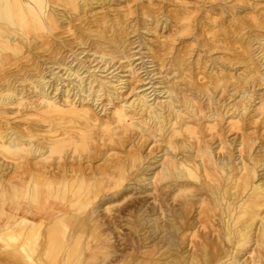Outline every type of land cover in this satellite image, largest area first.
<instances>
[{
	"label": "bare ground",
	"instance_id": "6f19581e",
	"mask_svg": "<svg viewBox=\"0 0 264 264\" xmlns=\"http://www.w3.org/2000/svg\"><path fill=\"white\" fill-rule=\"evenodd\" d=\"M113 1L0 0V155L14 160L8 168L16 172L7 179V169L0 164V214L4 215L0 251L12 264H143L140 251L149 246L151 236L161 237L172 248L175 239L187 243L184 233L189 231L190 244L202 254L185 260L264 264V6L220 2L218 11H209L214 17L203 14L200 20L194 18L193 9L177 10L171 42L161 40L151 47L141 31L150 30L147 20L154 17L150 8L142 10V21L139 12L132 28L140 40L133 41L125 25L132 10L122 9V17L116 19L117 14L110 15L114 10L108 9ZM99 7L101 11L93 12ZM162 18L153 21L156 29L168 27L167 17ZM63 27L68 35L57 31ZM182 35H188L189 44L173 51L175 40L184 44ZM136 42L143 46L139 52L129 47ZM195 46L200 53L190 60L187 56ZM138 53H142L139 60L151 58L143 65L154 63L149 82L160 74L161 88L154 82L151 91H138L146 84L128 87L127 80L140 76L142 66L134 64ZM127 67L128 79L114 73ZM124 88L133 99L127 98ZM102 98L108 103H100ZM108 104L112 110L104 117L100 112ZM18 113L25 120L39 116L42 124L48 123L44 133L50 135L43 136L42 130L39 134L40 121L21 125L8 117ZM203 118L208 131L224 121L235 132L215 147V142L203 141L199 129ZM129 130L166 144L146 161L135 148L128 164L122 157L108 169L69 164L68 157H83V153L87 161L94 153L97 158L100 145H121ZM113 150L100 153L101 159L109 161ZM138 166L142 172L132 174ZM149 183L171 186L182 200L170 208L166 221L156 216L154 208H145L149 204L140 201L135 209L131 206L134 217H127L124 224L129 233L139 236V244L129 252L127 245L114 243L106 233L123 225L121 217L108 222L100 211L112 216L128 193ZM8 199L14 202L11 211L5 208ZM54 200H65L66 205L57 209ZM196 203L202 208L192 221L189 212ZM210 223L213 242L210 238L196 241V232L206 233ZM249 251L251 258L243 259Z\"/></svg>",
	"mask_w": 264,
	"mask_h": 264
},
{
	"label": "rangeland",
	"instance_id": "374dc122",
	"mask_svg": "<svg viewBox=\"0 0 264 264\" xmlns=\"http://www.w3.org/2000/svg\"><path fill=\"white\" fill-rule=\"evenodd\" d=\"M118 1V2H117ZM121 1H123L124 3H126V0H114L112 3H111V7H108V9H110V10H114L115 11V13H114V11H112L111 12V16H115L116 14V16H118L116 19H119V17H122L121 16V14H122V11H125V10H127V11H131L133 14H131V13H129L128 14V16L125 18L126 19V22H125V25L127 26V27H129L128 28V31L130 32V34L128 35L129 36V40H133L134 41V39L137 41V40H140V36H139V34H137V32H134L133 31V28H132V26H133V24H135V23H137V21L139 20V19H137L138 18V14H139V12H140V14H139V16H140V21H142L143 20V15H142V12L144 11V10H146L147 8H150L149 9V11L151 12V16H154L153 18H150L149 19V17L147 16V15H145V18H147V19H149V20H147V22L149 23L148 24V28L151 30H141L142 32H143V34L145 33V36H147L146 37V40L148 41V43H147V45H149V46H151V47H153V46H159L160 45V43L163 41V40H167V41H169V42H171V36L169 35V33L171 34V28H172V26L174 25V16L176 15V13H177V10H185L186 8L188 9V10H190V9H193V13H195L193 16H194V18H196V19H198V20H200V19H202V17H203V14H207L210 18H212V17H214V15H212L209 11L211 10V9H214L215 11H218L219 9H220V2H222V3H224V4H226V5H228V6H232V5H235V4H239V5H243L244 6V4H249V5H251V4H253V5H255V4H258L259 6L258 7H263L264 6V0H226V1H223V0H158V2H157V0H149V2H148V0H127L128 2H127V5L126 4H124L123 2H121ZM139 1H140V3H139ZM249 1V2H248ZM132 2V3H131ZM148 2V3H147ZM160 2V3H159ZM184 2V3H183ZM197 2V3H196ZM259 2V3H258ZM122 3V4H121ZM131 5H130V4ZM182 3V4H181ZM116 4H117V6H116ZM142 4H144L143 6H142ZM190 4V5H189ZM124 5V6H123ZM167 5V6H166ZM170 5V6H169ZM209 5V6H208ZM117 7V9H116V7ZM119 6H120V8H119ZM122 6V7H121ZM125 6H127V7H129V8H125ZM146 6V7H145ZM163 6H166V8L164 7V9H163ZM175 6V7H174ZM204 6V7H203ZM124 7V8H123ZM131 7V8H130ZM142 7V8H141ZM155 7V8H154ZM176 7H178V8H176ZM214 7H216V8H214ZM107 8V7H106ZM113 8V9H112ZM98 9V10H97ZM123 9V10H122ZM161 9V10H160ZM122 10V11H121ZM143 10V11H142ZM160 10V11H159ZM165 10V11H164ZM196 10V11H195ZM199 10V11H198ZM249 10H251V7H249L246 11H249ZM96 11H101L100 10V7L99 8H96L93 12H96ZM190 11H192V10H190ZM205 11L206 12H208V13H205ZM246 11H244V12H246ZM243 12V13H244ZM155 13V14H154ZM164 13V14H163ZM210 13V14H209ZM170 14H172V15H170ZM166 15V16H165ZM115 16V17H116ZM163 16V18H162V21H164V20H166L165 18L167 17V21L168 22H170V23H168V27L167 28H165V29H160V28H155L154 26H155V22L153 23V21L155 20V18H161ZM169 17V18H168ZM197 17H199V18H197ZM218 18H217V20H221V16H217ZM152 19V20H151ZM150 21V22H149ZM75 22H77V24H78V20H75ZM131 22H133V23H131ZM172 22V23H171ZM130 23V24H129ZM169 24L171 25V26H169ZM150 26V27H149ZM171 27V28H170ZM65 28L66 27H63V28H59L57 31H59L60 30V33L62 34V36L64 35H68V33L67 32H64V30H65ZM153 28V29H152ZM170 28V29H169ZM167 29V30H166ZM168 30H170V31H168ZM63 31V32H62ZM133 31V32H132ZM156 31V32H155ZM168 32V33H167ZM70 34V33H69ZM148 34V35H147ZM151 34V35H150ZM168 36H167V35ZM174 34V33H173ZM173 34H171V35H173ZM136 35V36H135ZM135 38H134V37ZM157 36H158V38H157ZM159 36H163V37H165L164 39H163V37L161 38V37H159ZM151 37V38H150ZM167 37V38H166ZM181 37V36H180ZM183 37V38H182ZM182 37H181V39H182V41H185L184 42V44L178 39V41L177 40H175L174 42V49H173V51H177L178 49H182V47H184V45H186V44H189V39H188V35H182ZM132 38V39H131ZM149 38V39H148ZM186 38V39H185ZM155 39V40H154ZM162 40V41H161ZM134 45V46H133ZM136 45H139V43H134V44H130L129 45V47L131 48H133L131 51H134V52H139V49L140 48H142L143 46L142 45H139V46H136ZM181 46V47H180ZM138 47V48H137ZM175 47L176 48H178V49H175ZM144 49V50H143ZM142 49V52H144V54H146L145 52H147V49L145 48V46H144V48ZM184 49V48H183ZM198 50V51H197ZM200 49H198L197 48V46H195L194 47V51H192V53H190L187 57H189L190 58V60H192V57L193 58H197L198 57V54L200 53V51H199ZM85 54L86 53H84V54H82L81 55V57H84L85 56ZM141 54L142 53H138L134 58H135V62H134V64L135 65H137V67H141L140 68V70H139V78L137 79V80H135V79H129V80H127L128 82H129V85H128V87H130V86H140V84L141 85H143V84H146V85H143L141 88H138V91H141L142 89H145V88H148V90L147 91H151L152 89H153V87H151V85H152V83L151 82H154V84L156 85V88H161V86H162V84L161 83H157V82H159L160 81V79H161V77H162V75H156V76H154L153 77V80L151 81V82H149L151 79V75L153 74V72H152V74H149L148 73V71L150 70H153V69H156V66L154 65V63H147V64H144V65H146V66H144L143 65V62H147L148 60L150 61V57H145V61H142V59H140L139 60V58H140V56H141ZM201 54H202V56L201 57H203V55H204V52H202L201 51ZM215 55L214 56H216V53H214ZM194 55V56H193ZM196 55V56H195ZM139 57V58H138ZM72 57H70V59H71ZM148 61V62H149ZM76 63V62H75ZM74 63V64H75ZM96 63V62H95ZM94 63V64H95ZM142 63V64H141ZM139 64V65H138ZM141 64V65H140ZM152 65V67H151V65ZM149 65H150V67H149ZM116 66H119V64L118 65H116ZM154 67V68H153ZM146 68V69H145ZM151 68V69H150ZM120 71H119V70ZM117 69V71L115 70V72L114 73H119L121 76L123 75L124 76V79H128V76H129V74H130V71L128 70V67L127 68H118ZM142 69H144V70H142ZM60 69H56L55 71H59ZM113 69H111L110 71H112ZM147 70V71H146ZM109 71V72H110ZM157 71V70H156ZM155 71V72H156ZM108 73V72H107ZM145 73H147V74H145ZM112 75V74H111ZM146 76V77H145ZM49 77H51V76H49ZM49 77H47V79H49ZM147 78V79H146ZM143 80V81H142ZM145 81V82H144ZM142 82H144V83H142ZM158 85H159V87H158ZM151 89H150V88ZM127 88H124L123 89V91H127L126 90ZM131 89V88H130ZM129 91V90H128ZM126 92V93H129V94H127V98H129L130 96V99H133L134 97H132V93H130V91L129 92ZM152 93H154V92H152ZM157 93H158V91H157ZM161 95V94H160ZM154 96V95H153ZM152 96V97H153ZM151 97V98H152ZM104 98V97H103ZM101 99L99 102L100 103H102V101H103V103L106 101L105 99ZM105 103H108L107 101L105 102ZM202 105L204 106V107H206L207 105H208V103L207 102H204V103H202ZM101 106H102V104L100 105V107L98 108V109H100L101 108ZM107 110H102L101 112H100V114L102 115V116H104V117H106V114L107 113H111V110H112V106L111 105H109L108 104V106H107V108H106ZM110 111V112H109ZM103 113V114H102ZM105 113V114H104ZM14 114H12V117H11V114H9V116L8 117H10L11 118V121H19V122H21V125H24V124H27L26 122L27 121H29L30 123H36V124H39V121H40V124H39V126H38V128H39V134L40 133H42L43 132V136H49L50 134H48V132L47 133H44V132H46V130H47V125H48V123H45L44 124V122H43V124L41 123L42 121H41V118L39 117V116H31L32 118H30V119H28V120H25V118H21V117H24V116H21V113H18V114H15L14 116H13ZM17 116V117H16ZM39 117V118H38ZM206 119H202V121H203V123H202V125H201V127L199 128V129H202L201 131H203L202 133H203V135H202V137H203V141L205 140V141H211V142H215L214 143V146L216 147L217 146V144L219 143V140L220 139H225V137L226 136H231V135H233V133L235 132V130L234 131H230L229 130V128L227 129V127H228V124L226 123V122H224V121H220L218 124H217V128H216V130H214V131H208L207 129H205V127L207 128L208 127V123L205 121ZM35 121V122H34ZM205 122V123H204ZM15 123V122H14ZM13 123V124H14ZM29 125V124H28ZM44 126V127H43ZM21 127H23V126H21ZM42 127V128H41ZM47 127V128H46ZM230 127V126H229ZM41 128V129H40ZM224 128H225V130L227 129V130H229L228 132H224ZM41 130H42V132H41ZM45 130V131H44ZM132 131V132H131ZM217 132V133H216ZM220 132V133H219ZM98 133L100 134V131L98 130ZM226 133V134H225ZM127 135L125 136V142H122L121 143V145L120 144H111V143H109V144H106V145H104V147H103V145H100V147H99V156L97 157V158H95V156H96V154L94 153L93 154V156H92V160L91 161H87V157H85L86 155V153H83V157H77V155H75V157H68V156H70L69 154H66V156H65V159H67V157H68V162H69V164H74L75 166H77V165H83V166H85V167H88L87 166V163H88V165H91V166H93L94 168H102V169H108V168H110V166H111V164L112 163H114V162H116V161H118L120 158H122V157H124L125 158V160H124V163H126V164H128L129 163V161H130V158H131V156H132V153L134 152V150H135V148H137L136 150H138L140 153H142V155H143V159H144V161H146V159H148V158H152L153 156H155V155H157L162 149H163V147L162 146H164L165 144H166V141H161V140H154L152 137H150V136H148V134H147V136L146 137H144V136H142L140 133H139V131H137V130H129L127 133H126ZM221 135V136H220ZM141 137V138H140ZM194 139H191V141L192 142H195V141H193ZM152 141V142H151ZM204 141V142H205ZM162 142V143H161ZM131 145H130V144ZM137 143H138V145H137ZM152 143V144H151ZM161 143V144H160ZM97 144V142L95 141V143H94V146H95V148H97L98 149V144ZM157 144H158V146H157ZM160 144V145H159ZM129 145V146H128ZM137 145V146H136ZM102 146V147H101ZM148 146V147H147ZM153 146H155V147H153ZM120 147H122V148H120ZM127 147V150H129V152L128 151H126V148ZM111 148H115V150H113V151H110V153L111 154H115V155H113L112 157L110 156V159H109V161H104L103 159H101L102 158V156H103V154H101L100 155V153H103V152H105V151H107L108 149H111ZM151 148V149H150ZM158 148V149H157ZM152 149H153V151H152ZM156 149V150H155ZM135 150V151H136ZM144 151H147L146 153H144ZM156 151V152H155ZM216 151H218V150H216ZM120 152V153H119ZM128 152V153H127ZM152 152V153H151ZM158 152V153H157ZM118 153V154H117ZM160 154V153H159ZM182 155L181 154H179L178 155V157H181ZM84 158H85V160H84ZM0 164L2 165H4V168H6L7 170H6V174H7V176H9L7 179H9V178H11L12 176L11 175H13V176H15V173L16 172H14V169H11V168H8V164H12V163H14V160H12L11 158H6V157H4L3 155H0ZM6 159V160H5ZM78 159V160H77ZM118 159V160H117ZM73 160V161H72ZM83 160V162H82V164H79V162L80 161H82ZM4 161V162H3ZM98 162V163H97ZM5 163V164H4ZM86 163V164H85ZM107 165H106V164ZM109 163V164H108ZM102 165V166H101ZM104 165H105V168H104ZM141 166H138V167H136V168H134V170H132L131 171V173L132 174H137L138 172H142V170H143V168L141 167ZM112 169V168H111ZM14 173V174H13ZM99 176H101V175H99ZM150 186V187H149ZM162 188V189H161ZM155 189V190H154ZM142 190V191H141ZM146 191L145 193H144V191ZM106 191V190H105ZM153 191V192H152ZM131 192V191H130ZM135 192V193H134ZM145 194V195H144ZM129 195V196H128ZM128 195H127V198H125L120 204H119V206H117V208L115 207V212H114V210H113V212H112V216H110V213L109 212H107V211H105V209L104 210H102V211H100V214L101 215H104L103 217H104V220H106V221H111V220H116V221H119L120 220V217H121V221H123L122 222V224L123 225H121V226H119V227H116V226H112V223H111V225H110V227L111 228H113V229H109V231L107 230L106 231V233H108L111 237H112V239H113V241H114V243H118V242H120V244H123V246L124 247H126V245H127V247H126V250L127 251H134V247H136L139 243H138V241H137V238L139 237V236H135L134 234H132V232L130 231V233H129V226L128 225H125L124 223H126L127 222V217H130V218H133L134 217V212L133 211H135L134 209H135V207L138 205V204H141V203H146V204H149V205H146L145 206V208L147 207V206H149L148 208H150V209H155V211L157 210V212H155V214H156V216H163V217H161L162 219H164V221H166L165 219H167L170 215H171V212H169V211H171V209L170 208H176V207H178V205H179V203H180V201L182 200V197H180V196H177V195H175V192H173L172 191V189H171V186H169V185H163L162 183H159L157 186L156 185H154V184H152V183H149L146 187H144V189L143 188H141V189H135L133 192H131L130 194L128 193ZM134 195V196H133ZM140 195H142V196H140ZM136 196H138V197H136ZM140 196V197H139ZM148 196V197H147ZM136 197V198H135ZM142 197H143V199H142ZM145 197V198H144ZM158 197V198H157ZM149 198V199H148ZM135 199H136V202H135ZM151 199V200H150ZM146 200V201H145ZM148 200L150 201V202H148ZM168 200V201H167ZM183 200H184V198H183ZM54 201H56V203H58V205L60 206V207H58L57 209H60L61 207H63L64 205H66L65 204V200H54ZM140 201H141V203H140ZM152 201V202H151ZM160 201H162L163 203H161ZM132 202V203H131ZM151 203H152V205H151ZM24 204V203H23ZM129 204V205H128ZM133 204V205H132ZM137 204V205H136ZM158 204H160V205H158ZM13 205H14V202H13V200L11 199H8L6 202H5V208L7 209V210H9V211H11L12 210V208H13ZM52 205H55V203L54 202H52ZM128 205V206H127ZM123 206V207H122ZM134 208H132V207ZM135 206V207H134ZM151 206V207H150ZM154 206V207H153ZM159 206V207H158ZM160 206H162V208L160 207ZM201 206V207H200ZM126 207V208H125ZM130 207H131V210H130ZM129 208V209H128ZM200 208V209H199ZM201 208H202V205H200L199 203H196L194 206H192L191 207V211L189 212V217H191L192 218V221L193 220H195L194 219V216H195V218H197L198 216H199V212L201 211ZM122 209V210H121ZM126 209H128V210H126ZM117 210H119V211H117ZM121 210V211H120ZM130 210V211H129ZM159 210H160V212H159ZM162 210V211H161ZM199 210V211H198ZM125 211H128V212H125ZM132 211V212H131ZM122 212V213H121ZM123 212H124V214H125V216L126 217H124L122 214H123ZM103 213V214H102ZM160 213V214H159ZM162 213V214H161ZM106 214V215H105ZM131 214V215H130ZM159 214V215H158ZM173 214V213H172ZM212 214H213V212H212ZM0 217H4V215L3 214H0ZM111 217H113V219H111ZM116 218H119V219H116ZM125 219V220H124ZM218 224H217V222H215V227H218L217 226ZM128 226V227H127ZM205 230H206V233H198V232H196V234H197V236H195L194 238L196 239V241H201L202 239H206L207 241H210V239H211V242H213V238H214V232H212V230H213V227H212V223H210V225H208V227L207 228H205ZM110 231H112V232H110ZM204 230H202V228H201V232H203ZM116 233V234H115ZM191 233L192 232H189V231H187V232H185L184 234L185 235H187V238H188V244L187 243H182L181 241L179 242L177 239H175L176 240V242H175V244L172 246V248H170V246H169V243H167L166 241H161L160 240V238L161 237H156L155 239H154V237H152L151 236V238H152V240H151V238H150V240L149 241H151L150 242V244H149V246H147V247H143L142 249H141V251H140V258H139V260H141V261H144L143 262V264H168V263H171L172 261H173V259H175L172 263L174 264L175 262H176V260H177V264H198V261H194V260H192V258H189L188 260H185V257H189L190 255H192V254H198V255H201L202 253H201V251H199L198 249H197V247H195V246H193V245H191L190 244V239H192V235H191ZM121 234V235H120ZM205 234V236H206V238H204V237H202L203 235ZM123 235V236H122ZM135 236L134 238H133V236ZM116 236H118V237H116V239H115V237ZM121 237V238H120ZM202 238V239H201ZM210 238V239H209ZM121 239V240H120ZM154 239V240H153ZM118 242H117V241ZM136 242V243H135ZM93 243H95V241H93ZM92 243V244H93ZM135 244H137V245H135ZM133 246V247H132ZM154 246V247H153ZM134 248V249H133ZM210 248V247H209ZM144 251V252H143ZM87 252H89V251H87ZM159 252V253H158ZM165 255V256H164ZM168 256H170V258H168L167 259V257ZM167 259H165V258ZM157 258V259H156ZM251 258V252L249 251V252H246L244 255H243V259H250ZM159 259V260H158ZM180 261H179V260ZM45 260H48L47 258H45ZM58 260H60V257H59V259ZM183 260H185V261H183ZM165 261V262H164ZM169 261H171V262H169ZM178 261H179V263H178ZM0 264H12L11 262H10V260L8 259V255H7V253L6 252H2V251H0Z\"/></svg>",
	"mask_w": 264,
	"mask_h": 264
}]
</instances>
